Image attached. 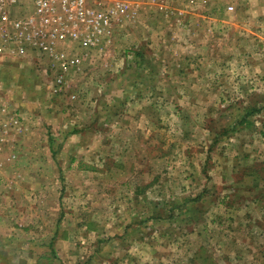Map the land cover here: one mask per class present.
Here are the masks:
<instances>
[{"label": "rangeland", "instance_id": "rangeland-1", "mask_svg": "<svg viewBox=\"0 0 264 264\" xmlns=\"http://www.w3.org/2000/svg\"><path fill=\"white\" fill-rule=\"evenodd\" d=\"M131 1L63 95L0 68L23 130L2 155L0 264L264 260L226 245L264 181V22L243 0Z\"/></svg>", "mask_w": 264, "mask_h": 264}, {"label": "built area", "instance_id": "built-area-1", "mask_svg": "<svg viewBox=\"0 0 264 264\" xmlns=\"http://www.w3.org/2000/svg\"><path fill=\"white\" fill-rule=\"evenodd\" d=\"M137 7L131 0H0V68L18 71L26 65L48 73V91L61 96L69 74L107 50L115 27L132 21ZM5 86L0 81V168L14 159V153L5 160L2 155L23 131L20 112L12 106L20 97Z\"/></svg>", "mask_w": 264, "mask_h": 264}, {"label": "crops", "instance_id": "crops-1", "mask_svg": "<svg viewBox=\"0 0 264 264\" xmlns=\"http://www.w3.org/2000/svg\"><path fill=\"white\" fill-rule=\"evenodd\" d=\"M243 1L245 2V8L246 7L248 8L246 12L248 14H251L253 11V15L255 16L254 20L260 23L264 22V0H243ZM257 156L262 157V161H264V155L257 154ZM240 158L241 160L250 159L252 160L253 163L259 162L256 159V157L249 158V156H247L246 154ZM236 168L239 169L238 166H234L233 171L237 170ZM256 172L257 174L260 173L257 170ZM259 178L260 179L259 180L256 179V181L261 182V180H263L264 177H259ZM258 188L259 189H257V192H252V194H250L251 196L246 197V199L250 201V204H246L245 207L244 206H240L239 208L237 207L238 208L237 213L242 214L238 219L236 218L237 222H230V218H229L228 225L230 229L228 232L229 238L227 240L226 245L232 247H238V248L240 247L264 248V181L260 183ZM249 189H251V187H249ZM211 229H213V227ZM232 255L235 259H237L235 264H241L242 262H246L245 261V258L247 257L246 250H244L242 254L241 252H239L238 255H235L234 253ZM199 257H200L199 253H197L196 250L193 259L190 261L198 264ZM261 259L260 257L255 256L254 258L251 259L249 264H260L262 262H263L262 264H264V260Z\"/></svg>", "mask_w": 264, "mask_h": 264}]
</instances>
